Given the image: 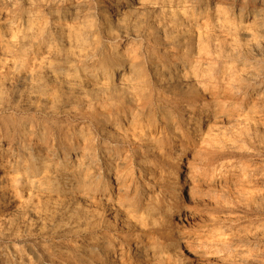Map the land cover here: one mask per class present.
Instances as JSON below:
<instances>
[{"label": "clouds", "instance_id": "9594fccd", "mask_svg": "<svg viewBox=\"0 0 264 264\" xmlns=\"http://www.w3.org/2000/svg\"><path fill=\"white\" fill-rule=\"evenodd\" d=\"M0 264H264V0H0Z\"/></svg>", "mask_w": 264, "mask_h": 264}]
</instances>
